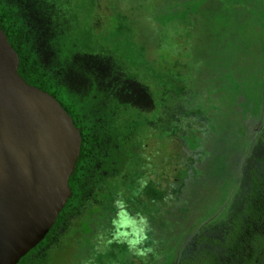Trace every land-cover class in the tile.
I'll use <instances>...</instances> for the list:
<instances>
[{
    "label": "rangeland",
    "instance_id": "374dc122",
    "mask_svg": "<svg viewBox=\"0 0 264 264\" xmlns=\"http://www.w3.org/2000/svg\"><path fill=\"white\" fill-rule=\"evenodd\" d=\"M263 8L264 0H0L65 101L78 107L87 97L103 105L114 99L146 125L147 137L179 136L175 142L195 156H169L172 177L192 169L202 179L211 167L208 188L197 184L205 194L193 212L203 215L184 218L175 237L153 242L146 264H177L199 237L220 239L240 210L249 169L264 165ZM65 36L73 39L67 56ZM97 47L105 57L93 55ZM154 174L125 197L126 211L154 217L165 209ZM183 187L171 193L178 198ZM105 203L112 208L111 199ZM127 254L114 244L97 264H132Z\"/></svg>",
    "mask_w": 264,
    "mask_h": 264
},
{
    "label": "trees",
    "instance_id": "16d2710c",
    "mask_svg": "<svg viewBox=\"0 0 264 264\" xmlns=\"http://www.w3.org/2000/svg\"><path fill=\"white\" fill-rule=\"evenodd\" d=\"M262 16L264 18V8ZM5 20L13 21L14 19L10 12L0 11V29L17 54L19 76L28 85L53 96L71 117L75 127L80 129L81 135L80 153L69 179L71 197L43 240L17 264H54L56 258L65 256L63 247H66V240L69 237H87L82 234V231L89 222L101 223L100 228L97 229L102 230V237H108L104 234L108 230L116 232L119 236L122 234L126 239L152 237L159 240L164 234H167L168 238L175 237L183 219L196 215L193 212L199 202L196 196L205 194L204 189L198 188L197 191V184H201L205 189L208 188L212 182L211 167H208L202 179L194 178L192 169L187 171L182 179L179 176L172 177L174 174H170L169 156L171 158L175 155L178 156L177 160H181L187 156L193 158L195 154L193 151H186L185 154V149L175 142L179 140V136L171 137L172 141L170 139L164 143L167 146L166 194L156 188L157 192L166 195L165 209H161L154 217L131 214L126 211L123 201L125 194L130 192L129 197L137 195L152 178L151 166L147 163L152 158L146 147L149 146L148 143H155L156 140L147 137L146 125L130 119L127 116L129 111L125 114L123 109L116 107L114 102H109L110 105L103 106V109L92 115H84L80 107L71 108L55 91L51 80L48 79V73L38 69L33 57L34 51L26 46L22 33L16 36L15 40L18 44L9 37L4 27ZM74 30L73 36H75ZM82 40L79 39L80 42ZM208 146L206 142L202 144L203 149ZM138 150L139 158L144 162L141 165L137 164ZM142 169H146V172ZM172 170L177 172L178 169L174 167ZM216 175L220 176V174ZM115 177H119L120 180H116ZM181 182L184 187L180 196L176 198L171 190L178 187ZM131 188L134 190L131 191ZM106 199H111L113 203L109 210L106 208ZM193 199L196 200L193 201ZM118 201L122 203L118 204ZM203 211L204 209L196 216L201 217ZM152 253H154L153 246ZM52 255V260L48 259V256ZM76 257L81 259L79 248L76 251ZM263 263L264 165H261L248 171L247 188L241 197L240 210L232 216L230 228L220 239L206 235L199 237L194 248L190 247L177 264Z\"/></svg>",
    "mask_w": 264,
    "mask_h": 264
},
{
    "label": "water",
    "instance_id": "95a60500",
    "mask_svg": "<svg viewBox=\"0 0 264 264\" xmlns=\"http://www.w3.org/2000/svg\"><path fill=\"white\" fill-rule=\"evenodd\" d=\"M18 63L0 29V264H17L54 225L81 146L68 113Z\"/></svg>",
    "mask_w": 264,
    "mask_h": 264
},
{
    "label": "flooded vegetation",
    "instance_id": "af4514ba",
    "mask_svg": "<svg viewBox=\"0 0 264 264\" xmlns=\"http://www.w3.org/2000/svg\"><path fill=\"white\" fill-rule=\"evenodd\" d=\"M70 16L71 14H69V17ZM68 24L69 23L67 24L65 23L64 25L68 27ZM18 25L19 22L16 19H14L13 21L5 20L4 22V27L6 29L7 34L16 44H18L17 41L15 40L16 36H18V33H21V31H19ZM63 41L65 42L63 45L67 46V48H63L61 51L64 52L63 54L64 56H67L69 55L67 54V49L70 45L73 46L72 44L73 39H70L69 36L68 37L65 36ZM53 51H55V46H53ZM97 54L99 56L104 55V57L106 55L104 54L103 51H101L100 47L94 49L93 55H97ZM113 65L115 66V62ZM120 67L124 68L123 66ZM117 68L121 70L119 67ZM52 75H54L56 78L60 74L54 72ZM55 91L58 92L59 96L64 100V98L60 95L59 89L57 88ZM109 102L110 103L114 102L116 104V107L121 108V105L117 104V102L114 101V99ZM67 103L73 109H78V107H80L84 115H92L94 114V112L103 109V106H105L101 102L95 103L94 97L91 98L87 97L85 103L79 105L78 107L74 106L72 103L69 102ZM108 103L107 105H110ZM123 111L126 113L128 112L127 110L124 109V106H123ZM164 143H166V141H159V142L155 141V143L150 142L148 143L149 146H147L146 148L147 150H149V155L152 158L151 160L147 161L149 166H151L152 168L151 177L153 176L154 173H158V174H154V177L158 176L157 177L158 179L156 180L158 182L157 184L158 187H154V190L156 191V188H159L160 192L164 191V194H166L167 146ZM150 150H151V154H150ZM115 179L118 181L120 180L119 177H115ZM132 190L134 189L131 188V191ZM128 194L131 195L130 192H127L125 195L127 196ZM100 225L101 223L98 224L91 222L86 223L85 229L84 231H82V234L87 235V237H79V238L69 237V239L66 240L67 241L66 247H63L64 251L66 252L65 256H62V258L61 257L56 258L54 260V264H97L99 261L103 260L106 257L107 253L111 250V245L114 244L116 245L122 244L126 246L128 250L127 257H129L128 261L132 262V264H146V261L149 260L147 259V255L152 253V245H153L152 243L156 242L157 241L156 239H152V237H147L144 239H135V238L126 239V237H123L122 234L121 236H119L116 235V232L113 231L111 232L109 230L106 233L104 232V234H106L108 237H102L103 234L102 230L97 229L98 227L100 228ZM159 240H163V238H160ZM132 241H135V243H132ZM78 248L80 249V258H81L80 260L76 257V251L78 250ZM52 257L53 255L51 257L48 256V259H51ZM110 264H116V263L115 261H112Z\"/></svg>",
    "mask_w": 264,
    "mask_h": 264
},
{
    "label": "clouds",
    "instance_id": "9594fccd",
    "mask_svg": "<svg viewBox=\"0 0 264 264\" xmlns=\"http://www.w3.org/2000/svg\"><path fill=\"white\" fill-rule=\"evenodd\" d=\"M118 204H121L122 202L118 201ZM118 215H120V213H118ZM132 243H135V241H132Z\"/></svg>",
    "mask_w": 264,
    "mask_h": 264
}]
</instances>
